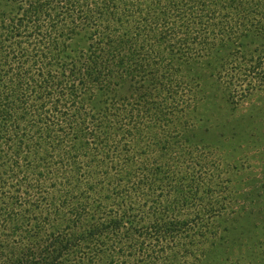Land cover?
Listing matches in <instances>:
<instances>
[{
    "label": "trees",
    "instance_id": "trees-1",
    "mask_svg": "<svg viewBox=\"0 0 264 264\" xmlns=\"http://www.w3.org/2000/svg\"><path fill=\"white\" fill-rule=\"evenodd\" d=\"M204 64L232 104L264 88V0H0V264H250Z\"/></svg>",
    "mask_w": 264,
    "mask_h": 264
},
{
    "label": "rangeland",
    "instance_id": "rangeland-1",
    "mask_svg": "<svg viewBox=\"0 0 264 264\" xmlns=\"http://www.w3.org/2000/svg\"><path fill=\"white\" fill-rule=\"evenodd\" d=\"M204 65H193L191 71L184 67L183 73L198 81L195 98L201 127L227 123L225 130H215L212 137L201 134L204 142L216 147L229 182L231 199L221 216L225 219L217 220L221 242L228 245L238 232L237 242L248 236L250 264H264V88L232 104L225 90L215 85L210 66ZM232 122L237 128H231ZM235 132L245 136L237 140ZM235 248L233 256L237 257L240 250Z\"/></svg>",
    "mask_w": 264,
    "mask_h": 264
}]
</instances>
